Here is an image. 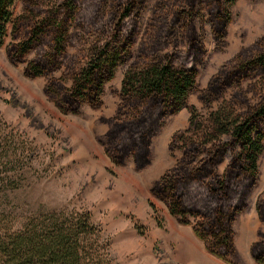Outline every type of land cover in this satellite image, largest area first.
<instances>
[{
	"label": "trees",
	"instance_id": "1",
	"mask_svg": "<svg viewBox=\"0 0 264 264\" xmlns=\"http://www.w3.org/2000/svg\"><path fill=\"white\" fill-rule=\"evenodd\" d=\"M17 1L0 0V48L11 33L8 53L14 64L40 51L27 63L25 76L54 79L64 61L74 67L70 47L76 43L84 64L72 71V86L52 80L46 91L68 114L79 115L85 106L101 109L107 84L133 56L148 0H60L49 9L41 0H26L27 14L15 19ZM171 1L172 12L157 24L155 38L141 48L124 77L116 116L102 120L109 125L104 145L119 166L132 160L138 169L148 168L165 121L187 108L189 95L197 92L199 65L207 54L199 26L210 24L219 43L228 36L234 0H165L160 10ZM23 29L27 38L19 39ZM254 76H264V36L220 69L201 100L211 106ZM240 102L243 112L219 113L207 121L191 108L189 129L177 133L171 144L182 157L153 189L182 225L193 227L207 251L227 263L237 252L234 225L258 183L264 149V97L256 105ZM7 128L0 116V167H11L0 177V196L5 198L18 190L33 155ZM257 211L264 223V198ZM13 213L0 204V264H114L110 242L90 212H41L18 224ZM251 255L264 264V233Z\"/></svg>",
	"mask_w": 264,
	"mask_h": 264
},
{
	"label": "rangeland",
	"instance_id": "2",
	"mask_svg": "<svg viewBox=\"0 0 264 264\" xmlns=\"http://www.w3.org/2000/svg\"><path fill=\"white\" fill-rule=\"evenodd\" d=\"M25 1H17L15 19L27 14ZM41 1L47 9L60 2ZM161 1V7L165 6V0L147 1L133 56L118 67L115 79L107 84L103 107L85 106L79 115L61 111L46 91L52 80L67 88L72 86V71L84 64L78 45L70 47L74 67L64 61L54 79L31 80L25 76V69L40 51L35 50L22 63L14 64L8 53V46L13 43L10 33L6 45L0 48V116L8 131L13 130L24 146L32 148L33 155L18 180V190L8 192L7 198L1 195L0 204L14 212L11 218L15 224L41 212H90L110 242L114 264H202L203 255L208 264H258L251 248L259 233H264V223L257 212V204L264 198V149L259 157L258 184L251 193L248 209L235 225L237 252L231 263L210 254L193 227L182 225L166 204L156 198L153 189L182 157V151H172L171 144L177 133L189 129L191 108L202 121H207L215 114L229 116L243 112L242 99L256 105L264 97V76H254L228 89L211 106H205L201 100L220 69L264 36V0H234L229 8L232 22L223 43L215 40L210 24L199 26L207 54L199 65L197 92L189 95L187 108L165 121L154 140L148 168L138 169L132 160L122 166L115 164L104 145L109 125L102 120L116 116L118 94L126 73L138 60L141 48L155 38L157 24L173 10L172 1L160 10ZM25 34L23 29L19 39L27 38ZM10 168L0 167V177L10 173Z\"/></svg>",
	"mask_w": 264,
	"mask_h": 264
},
{
	"label": "bare ground",
	"instance_id": "3",
	"mask_svg": "<svg viewBox=\"0 0 264 264\" xmlns=\"http://www.w3.org/2000/svg\"><path fill=\"white\" fill-rule=\"evenodd\" d=\"M244 234H245V233H244ZM200 262H201L202 264H208L207 262H209V261H208V258H207L205 255H203V257L201 258Z\"/></svg>",
	"mask_w": 264,
	"mask_h": 264
},
{
	"label": "flooded vegetation",
	"instance_id": "4",
	"mask_svg": "<svg viewBox=\"0 0 264 264\" xmlns=\"http://www.w3.org/2000/svg\"><path fill=\"white\" fill-rule=\"evenodd\" d=\"M259 169H260V165H259ZM259 177H260V175H259ZM258 181H259V179H258ZM257 184H258V183H257ZM256 186H257V185H256ZM256 186H255V187H256ZM255 187H254V188H255ZM254 188H253V189H254ZM252 191H253V190H252ZM251 193H252V192H251ZM250 196H251V194H250ZM250 196H249V199H250ZM257 205H258V204H257ZM248 207H249V200H248ZM247 209H248V208H247ZM247 209H246V210H247ZM246 210H245V211H246ZM257 212H258V211H257ZM241 215H242V214H241ZM237 219H238V218H237ZM236 222H237V220H236ZM235 225H236V223H235ZM235 225H234V230H235ZM235 234H236V231H235ZM258 239H259V238H258ZM236 247H237V244H236Z\"/></svg>",
	"mask_w": 264,
	"mask_h": 264
}]
</instances>
